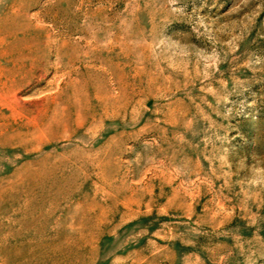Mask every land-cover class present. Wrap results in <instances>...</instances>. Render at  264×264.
<instances>
[{
    "label": "rangeland",
    "instance_id": "obj_1",
    "mask_svg": "<svg viewBox=\"0 0 264 264\" xmlns=\"http://www.w3.org/2000/svg\"><path fill=\"white\" fill-rule=\"evenodd\" d=\"M0 264H264V0H0Z\"/></svg>",
    "mask_w": 264,
    "mask_h": 264
}]
</instances>
